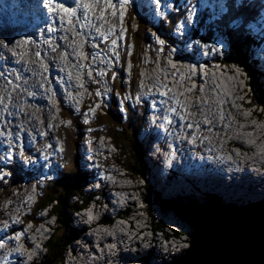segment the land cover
Wrapping results in <instances>:
<instances>
[{"label": "bare ground", "instance_id": "6f19581e", "mask_svg": "<svg viewBox=\"0 0 264 264\" xmlns=\"http://www.w3.org/2000/svg\"><path fill=\"white\" fill-rule=\"evenodd\" d=\"M24 1L25 0H0V15H1L0 18H3L5 15L6 16L11 15V17L16 18L17 13L14 11L15 9L29 12V10L26 7L27 5L24 4ZM28 1H30L33 4V10L32 12H29V14L34 19L36 18L35 30L32 31L31 39L27 44L23 45L22 48L18 47L16 45L17 43H15L14 40L13 43L8 48H0V69L3 72V75H0V97L4 98L3 103H0V109L3 110L0 114V118L6 116V111L8 110L9 112H11V117L9 119H4L3 121H9V120L16 121L19 122V126L32 129L34 132H36L34 135L39 136L37 140L39 144H42L44 139L50 140L51 142L50 145H52V147H44L43 149L44 154H46L51 149H54L56 147V141L52 139L53 134L51 133L48 127V125L54 122V119L52 118L51 115L53 113L54 108L51 105H49L48 102H50L49 100L51 98L54 97L58 98L60 97L61 94L64 95L65 93L63 91L64 89L63 87L60 88V86L51 85L50 80L46 78L45 74L47 73V71H44L45 70L44 63L34 61L35 50L38 49L39 46H41V43L38 44L36 43V41L40 42V39L43 40L42 50L44 53L41 54L42 58L46 59L48 62H51L52 65L54 66L57 65L61 66V68H58V70H60L58 72L60 73V75L62 74L64 80L63 84H66L65 88L70 89L72 91L71 93H73V96L75 97V96H80V94L88 96L87 93H89L90 90L85 91V89L83 88L78 89L76 87V85L79 84L77 83L79 82L77 80V76L80 77L81 75H84V73L88 70V68L82 70L81 68L74 67L76 61L74 59L75 53L72 52V48L76 47V45L79 44L80 38H83L84 46L86 47L87 50L91 51V49L88 47V44L96 40H102V37L96 34L94 28L91 27L82 28L81 25L80 26L75 25V35H72L69 30L70 27L67 23L61 26L60 21L58 22V19L54 21L53 19H51L52 17L50 18L49 16H44L43 14L40 13L41 11L40 6L44 5L43 0H28ZM85 2H87V0H85ZM140 3H141V10L149 19V21H152V19L156 20V17L154 16V12H153L155 6L151 4L149 0L147 2L145 0H141ZM79 15L82 20L84 15L83 10L79 13ZM113 20L116 19H113L109 12V14H107V21H108L107 26H113V22H112ZM92 22L93 25L101 28V32L104 31L103 22L97 21L94 17ZM117 23H118L117 29H119L118 20ZM49 27L59 28L60 31L48 32L47 29ZM3 28H7V26L5 25ZM0 29H2V27H0ZM89 29L91 30L90 34H88ZM58 32H62L64 36H67L68 39L65 40L66 43H64L62 39H59L60 36ZM76 32L81 33L79 39L76 37ZM169 34H170V30H169ZM198 37L202 38L203 34L199 30H196L191 35L190 39L194 41L197 40ZM17 38L18 36H15L14 39ZM149 39H151V36L148 37V40ZM32 40H34L35 43L32 44ZM46 40L49 41L48 43H52V45L56 48V51H53L52 48L49 47V44L44 42ZM154 47L158 48V46L156 45H154ZM29 49H31V52L29 51ZM63 52L65 53L63 54ZM101 56L102 58H106V55L103 53H101ZM183 56L185 58L194 61L196 65L204 64L205 62H207L204 59H202L201 55L200 56L194 55L193 49H190ZM178 57L180 58L182 56L178 55ZM257 59L260 61V58ZM183 61L184 59L182 60V62ZM7 64H10L12 68L9 69L6 73L4 70V66ZM93 66H95V62H93V64L90 65V69ZM167 69L170 70L169 71L170 74L177 73L176 69L171 65H168ZM224 70L225 68L219 65L218 67H214L211 68L210 70H206L205 76H203L206 77V83L204 84V88H208L211 83H214L218 86V89L215 90L216 94H214L212 97H209L205 101L202 98L200 99L203 100L201 106H208V108L210 109L209 111L207 112L203 111L201 113V111L198 110V107L200 105L196 103L195 100L189 102L191 103V107L190 109H187L185 111H183L182 103H180L177 106V109L181 110L180 113L186 116V118H188L189 120H194L196 123L201 124V122L204 120L205 117L208 118L210 121V126L203 127L200 132L191 131L193 132V136L196 137L198 141L203 144L199 148L198 146L194 145L193 148L191 149V150H197L198 153V160L192 163L193 165L197 164L200 170L199 172L198 171L193 172V174H195V180L192 181L189 177H187L184 174H179V176H176L175 173H172L170 175V178H168L169 181L162 182V179H158L156 180L155 185L153 186L154 189L158 191L164 198H171L172 197L171 195H173L171 199L180 198L181 195H183L181 196L183 198H188V196L189 197L192 195L196 196V194L198 193L199 197L197 198L199 199L202 198V201H205L206 200L204 199L206 197L205 195L215 193L214 195L216 197H218V195L222 197L223 202L226 205L211 204L207 202L210 204L211 207L214 208H227V209L237 210L235 209L237 206H240L239 209L250 206H264V205L245 206L246 204L249 203L251 204L258 200L261 202L264 200L262 198L257 199L255 197L249 196L248 198L242 199L241 201H239V199H235V195H237L238 198H240L241 195H246L247 193L249 194L253 192L257 193L258 191L264 189L262 187L264 186V171H263L264 116H262V114H260V112H258L257 110H255L254 112L252 111V113L251 112L246 113L244 111L245 107L243 106L237 107L234 105V101H236L235 98H237V95H241V97L242 96L245 97L246 82L245 81L242 82L243 78L239 77L238 73L235 72V69H233L232 67L228 69V73L223 74ZM37 71L39 73L36 75L35 72ZM26 72L28 75H25ZM184 73H186L187 75L190 74V70L185 66H183V68L180 70L179 72L180 77H177V81L172 79L173 84H176L178 81H181L182 80L181 78L183 77L182 75ZM69 74H71V79H69ZM224 75L226 76L224 77ZM5 76H7V78L9 77L12 80V82L9 83V81L5 78ZM168 76L169 75H167V77ZM21 77H28V80L20 81L19 78ZM38 77L42 78L43 83L39 81L40 79H38ZM196 77L197 78L200 77V74H197ZM85 79L87 81L86 76ZM220 79L223 80V84H224L223 86H226L225 88H223L222 85L219 84ZM160 80L161 78L158 77L156 78L153 75H151L150 77H144L140 87L141 88L151 87L155 81H160ZM262 82L264 84V79H262ZM183 83L187 86L186 79L183 81ZM200 83L203 82L200 81ZM9 85L11 86L13 85V87ZM7 89L9 90L7 91ZM199 89H200L199 87L196 88V90ZM17 90L21 92H18ZM25 90L37 91L36 93L39 94V97L36 98L33 96L30 99L25 95L26 92ZM219 90L221 91L219 92ZM211 92L212 91H208L207 96H210ZM187 93L189 94V92ZM221 95H223V97L227 100L226 104L225 102L222 103L220 101V99H222ZM204 97H206V95ZM111 98L113 99L112 96ZM237 100L239 102H242V98ZM5 104L7 105L6 110L3 109ZM260 111H261V106H260ZM37 117L41 118V122H43V125L40 123ZM49 117L51 122L49 121ZM252 119H254V121L250 122ZM176 121L177 122H173V124L170 125V127L177 128L178 126L177 123H179V121L178 120ZM252 125L255 126L257 129L254 133L255 135L253 137L249 135L238 136V139L241 141V144H244V147L242 146L238 147L239 149H242L240 153H238V151L232 150L227 142L228 135L233 133V135L235 136L237 131H241L245 127L252 128L251 127ZM44 127L45 128L47 127V132L46 135L41 136L38 133H40V128L42 129ZM12 129L13 130L18 129V124L15 123ZM3 130H5V126L4 123H1L0 137H3V139L5 138V140H9V138L13 140L14 138L13 135H10L9 138L4 137V135L2 134ZM177 130H179V132L182 134L185 133L184 132L185 129L183 127H179L176 129V131ZM84 132L86 133L81 137L79 143L83 145L85 144L87 147L86 149L84 148V151L88 153L87 157L90 160L86 164L89 165L88 167H91L90 177L93 178L94 173H98L99 175H102L104 173H109L111 170L109 166H112L111 165L112 162L108 161V159L104 160L103 158H101L100 157L101 154L97 153L99 149L96 148L92 149L89 146V142L92 139L89 134L91 132L89 131H84ZM186 132L190 133V131H186ZM94 136L96 135L94 134ZM25 138H26V133H25ZM29 138L30 137H28V139ZM239 140L236 139L237 142H239ZM11 143L12 141L9 142V144ZM5 144L7 143L2 144L0 142V153H2L7 148H13V147L14 148L12 153H14V151L16 153L18 152L16 146L12 147L11 145H8V147H6ZM181 146H183V144H181ZM77 147L78 146H76V148ZM32 148L33 147H29V149ZM27 152L29 151L27 150ZM38 152L39 151L37 150L35 153ZM181 152L182 151H179V153ZM209 152H212V155L214 157V162L210 158H207V156L205 155ZM228 152L234 153L233 155L234 157H232L231 161H225L224 159L225 154ZM201 157L204 158L203 162H201L200 160ZM79 161L81 164H83V160L81 158H79ZM151 162L152 161H148L147 159H145L146 166H149ZM18 163L20 164L21 162ZM235 164L238 165L239 168L235 173H233L231 177L237 180V182H235L234 184L238 183V185H240V186H236V188H240V190L236 192H234L233 189L230 188V185L228 184L229 182H227V180L226 179L224 180L223 178L224 175L223 170L224 169L232 170ZM193 165H191V167H193ZM9 166L10 168L12 167V169L14 168V166L11 165ZM54 167L55 165H53V167H51L50 169H54ZM251 167L253 168L252 171L249 170V168ZM42 168H43V161L40 162V166L33 167L32 169L35 172H38ZM151 168L154 169V167ZM12 169H10V171ZM48 172H50V170ZM214 172H217L218 175H216ZM91 173H93L92 176ZM47 174L48 173H42L40 177L44 178ZM55 179L56 177L54 179L51 178L40 179L39 181H33V180L20 181L19 184L20 187L16 188L15 191L17 192L18 190L23 189L22 187H24V189L12 197L13 200L8 205H6V207L2 210V213L0 215V227H1L0 230L2 231L0 233V237H3L5 235V232L3 230L5 223L8 226L12 223L11 228H8L7 235L9 237H13L12 234L13 232H15L13 227L14 226L13 221H17L18 216H20L22 206L28 203L29 196L33 195L34 188H40L41 190L43 187L41 185V182H44L43 184L45 183L47 184L49 183V181H53ZM166 183H174V184H172L170 188H167ZM28 184H30L31 187H28ZM256 184H259L260 186ZM32 186H34V188ZM206 189L207 191H204ZM91 192L95 195L96 192L98 193L99 191L95 190ZM100 192H99L100 195L102 194V197L105 199L103 200V202H105L106 204L109 203L108 206H111V208L108 210L109 215H111V218L108 216L107 211L100 212L101 214L98 215L96 214V211L93 212L88 211V207L90 206L93 207L92 205L94 204V202L96 203L97 201V198H95L94 195L93 196L88 195L90 199L87 202H85L84 199L82 200L80 195L73 196V200L75 202L81 200L80 204L84 207V209L79 208L81 209L80 215H77L79 209L75 213L76 215L75 217L71 215L72 220L77 222V228L79 229L76 240L72 242L73 245L77 243L76 245L77 247L75 248L76 258L67 261L68 258L67 257L65 264H89L87 258H90L89 254L91 255L92 253L93 254L96 253L99 255L100 264H143V263L168 264L172 261L171 258L174 259L176 256H179L178 253L179 252L181 253L180 250L184 249L183 248V244L185 241L184 236H186V234L183 233L175 225H167L166 227H164L165 228L164 232L162 230L155 231V230L145 229L146 234L143 233L142 237H137L139 234L135 233L136 227L134 225V222H132L133 218L131 216L135 214V217L139 218V216H141L140 210L142 209V213H143L145 208H143V206H136V202H137L136 196L135 193H133L131 187H127V188L112 187L110 189L109 188L106 189V187H101ZM125 197L128 200L129 208L134 206L133 208H131L132 209L131 215L122 214V212L115 211L117 207H119L118 206L119 204H117V202H119L120 200H121L120 203L127 201ZM99 203L102 202L99 201ZM230 204H233V206H231ZM164 209L165 208H163V210ZM41 211L46 212L47 215L46 216L44 215V217L46 218L49 217L48 213L50 212V209H48V207L41 208ZM154 211L157 216H160L162 214L159 205H156L154 207ZM147 212L149 213L150 216L152 215L151 214L152 212L150 210L149 211L147 210ZM171 212L172 213L174 212L176 214L175 210H171ZM89 214L92 216L93 219L91 220L88 219ZM105 216H108L110 218L109 221L105 220ZM142 217L144 220L145 218L144 213ZM46 218L42 217V220ZM29 221L30 219H27V221L25 219L24 224H21L20 222L19 223L23 227H28L30 225L34 226L33 224L28 223ZM130 221L134 230L128 227V223ZM43 226H44L43 224L39 225L41 235L43 233H47L48 236H52L53 232L50 233L45 227L43 229ZM150 227H152V224H150ZM24 233L25 235L22 236L19 240L13 239L10 242L6 241L3 247H0V264H21L22 261L23 264H36V263L38 264V259H35L34 253L44 252L40 250H42L43 248L42 246L44 245H46L47 248V242L41 240L42 236L40 235L39 230L35 236H33L30 232L27 233L26 231H24ZM165 234H167V236L169 237L168 239L164 238ZM139 238L145 240L146 242L145 247H142L141 239ZM37 241L40 242V245L37 243ZM71 241L72 240L69 241L67 246L71 244ZM111 243L114 244V247L108 248L106 244H111ZM20 244H23L21 248H19ZM153 245L155 248L154 247L152 248ZM99 246H100V253H97L95 251V248L96 250H98ZM70 247L68 248V250L70 249ZM157 247L163 248L162 254L159 251V249H157ZM30 250H34L33 253L34 260L33 262H30L29 260L28 262H25L24 259L26 260L28 259L27 254L29 253ZM47 251L48 250L46 249L45 252ZM143 252L147 254L143 255ZM68 256L72 258L73 254L70 253ZM158 257H162V260L158 261L157 260ZM179 258H177L176 261ZM117 260H119V262Z\"/></svg>", "mask_w": 264, "mask_h": 264}, {"label": "snow or ice", "instance_id": "6c2138e0", "mask_svg": "<svg viewBox=\"0 0 264 264\" xmlns=\"http://www.w3.org/2000/svg\"><path fill=\"white\" fill-rule=\"evenodd\" d=\"M75 7L65 6V4L60 3L59 0H43L44 8L47 9L48 13L51 14L52 19L55 21L58 19L61 26L67 23L70 28L75 30V25H81V27H91L94 28L96 34L102 37L103 41H108L110 37H113L110 40V43L102 49H98V44L89 43L88 47L91 51L84 50V41H81L76 47L72 48V52L75 53L74 59L76 64L74 67L83 69L89 68L93 62L95 66L84 73L87 77V83L95 84L107 75L110 77V81H105V87L103 91L99 89H94V95L96 97H101L106 95L111 89L107 87L109 82L114 83L115 85H122L125 89L128 87V81L122 79L116 71H113V67H118L120 64V58L122 55L130 56L132 55V45H126L125 51L122 53L118 51L119 48L118 40H124L126 29L124 28L125 22V8L130 5L131 0H73ZM155 7L153 9L154 16L161 18L162 20L170 19L168 13L170 12H181V17L178 22H175L170 25V35L175 37L172 40L173 45H176L178 41H183V48L173 46L167 49L168 55L172 56H183L190 49H193V54L205 57L211 55H220L225 48H230L232 44L237 41H243L247 46L251 44H256L260 48V51L264 53V39H259L257 41L252 40L250 36L247 35L248 30L256 28V25H259L260 36L264 37V14H260L252 5L247 3V0H197L196 3L193 0H181L179 5H176L173 0H154ZM260 8L264 9V0L260 2ZM77 9L83 10V19H76ZM110 12V15L113 19L118 18L119 29L115 25L107 26V14ZM93 17L100 22H103L104 31L101 32L100 27L93 25ZM257 17H259L257 19ZM195 18V19H194ZM255 21V24L252 23ZM132 31H136L135 18H133V23L131 25ZM207 28L209 31L214 33L213 43H208L204 41L202 43L203 37L192 41L191 34L193 31ZM48 32H57L60 31L59 28L49 27ZM66 31V29H65ZM81 36L80 32H76V37ZM187 37V39H186ZM59 39L67 40V36L59 37ZM151 40L153 45H159V48L153 47L152 50L156 52L165 51V45L168 43V38L162 39L160 35L156 32L151 34ZM25 43L29 42L28 39L16 40L15 43ZM48 43L47 41H44ZM13 43V40L7 36L0 35V48H8ZM195 46V47H194ZM49 47L53 51H56V48L49 44ZM101 53L105 54L108 58H102ZM37 56L40 55L39 52L36 53ZM90 58V59H89ZM87 61V62H86ZM169 63H172L169 60ZM104 66V67H100ZM175 65H173L174 67ZM132 65L129 63L127 68L130 69ZM199 65L191 68L193 74H195ZM95 73V76L93 75ZM80 77L77 76V79ZM183 78V77H182ZM69 79H71V74H69ZM76 87L83 88L85 91L84 83L77 84ZM166 87V86H165ZM167 91L160 92L161 96H167ZM120 95V93H115ZM146 100V96L142 94H137L135 98L131 95H123L121 103L124 101H132V110L135 111V106L140 104L141 101ZM4 98L0 97V103H3ZM179 103V101H177ZM163 105V101H161ZM154 106V103H153ZM7 108V105H4ZM101 107L100 104H95V106L89 105L86 112H81L79 108H76L75 105H72V110L80 115L84 116V123L87 124L89 119V113L95 114L97 110ZM120 111L123 113L126 111L125 107H121ZM174 111V110H173ZM166 123H172L167 116L162 117ZM67 126V124L65 125ZM189 128L192 127L191 124L187 125ZM51 127V125H48ZM92 131V129H88ZM43 136L45 133H38ZM19 138V133H17ZM52 147V145H48ZM62 151V149H61ZM22 155V154H21ZM47 159V157H45ZM14 160V154L12 153L11 148L4 150V154L0 155V182L4 181L8 175H11L10 172H5L4 168L9 164H12ZM31 163V161H29ZM47 165H43L46 167ZM86 166V165H85ZM49 178L50 177H46ZM98 179H103L97 173ZM68 179H73L68 177ZM91 218V217H90ZM17 221H13V224ZM5 235L0 237V247H3L6 241L10 242L11 240H19L22 236L25 235L24 231L16 233L15 237H9L7 235L8 225H4ZM38 247V246H37ZM23 264V261L21 262Z\"/></svg>", "mask_w": 264, "mask_h": 264}, {"label": "rangeland", "instance_id": "374dc122", "mask_svg": "<svg viewBox=\"0 0 264 264\" xmlns=\"http://www.w3.org/2000/svg\"><path fill=\"white\" fill-rule=\"evenodd\" d=\"M28 0H25L24 1V4H26V5H29V2L30 1H28ZM137 7H134V6H132L131 7V10L133 9V11H134V13H133V17L134 18H136L137 17V15L139 14V11H140V9H139V4L138 5H136ZM109 14V13H108ZM142 15V14H141ZM140 15V16H141ZM50 18H51V14L50 15H48ZM144 17L145 18H147L146 17V15L144 14ZM52 19V18H51ZM148 19V18H147ZM117 18H116V20H113L112 22H113V25H115L116 27H117V25H118V23H117ZM149 20V19H148ZM147 21V20H146ZM162 22H164L163 20H161ZM58 22H59V20H58ZM150 22H152V21H150ZM128 24H129V27L131 28V22H128ZM153 24H150V23H145V25L143 24V27H144V32H143V43H144V45H145V47L143 46V44H142V46H143V50L141 49L140 51H139V54L141 55V57H140V59H141V61L143 60V62L144 63H148L147 64V66H150L151 64H149V63H151L152 62V58H155V60L156 61H158V58H161V55L160 54H163L164 52H166L167 54V56H168V52H167V50H165V51H163V52H156V51H153L152 50V48L154 47V45L152 44V40L151 39H147L148 37H150L151 36V34L153 33V32H156L157 33V31H156V29H154L153 28V26H152ZM167 30V29H166ZM8 31V29L7 28H2V29H0V34H3V35H5V36H7V37H9V33L11 34V36H10V39L12 38V33L11 32H9ZM90 32H91V30L89 29L88 30V34H90ZM8 34V35H7ZM58 34H59V36L60 37H65L64 36V34L62 33V32H58ZM72 35L74 34L73 32L71 33ZM192 34H193V32H192ZM191 34V35H192ZM87 37V36H86ZM79 39V38H78ZM63 41H64V43H66V41L64 40V39H62ZM47 41V40H46ZM81 41H83V38H80L79 39V43L81 42ZM206 41H209V38H207L206 39ZM47 42H49V41H47ZM36 43H38L37 41H36ZM90 43H92L93 44V42H90ZM157 46V45H156ZM19 47V46H18ZM101 49L103 48V47H100ZM122 48V49H121ZM126 48V47H125ZM125 48H123L122 46L120 47V49L118 50V51H122V53L125 51ZM157 48V47H156ZM64 49V48H63ZM29 51L31 52V49H29ZM229 52V48H227V51H226V53H228ZM252 52L254 53V54H261L260 52H257L256 50H255V48L253 47L252 48ZM65 52H63V54H64ZM157 53V54H156ZM69 54V53H68ZM133 55H134V53H133ZM262 55V54H261ZM251 57V61H252V63L254 62V63H256V61L257 60H255L254 59V57L252 56V55H250ZM151 59H150V58ZM122 58L124 59V61H127V59H128V61L127 62H125L126 64L128 63H132L133 62V58H132V56H125V55H122ZM258 58H259V56H258ZM35 61V60H34ZM76 61V60H75ZM124 61H122V59H121V61H120V64H119V66L118 67H115L114 68V70L113 71H117V72H120L121 71V68H122V63H124ZM148 61V62H147ZM259 61V60H258ZM127 64V65H128ZM155 64V63H154ZM173 64L174 65H176V67L178 68L179 66H177V64H176V62L175 61H172V63H170V65H172L173 66ZM127 65L125 66V68L127 69ZM132 66H135V64H131ZM182 66H184L183 64H181ZM230 65V64H229ZM58 66V65H57ZM232 67V66H231ZM234 67L235 66H233L232 68L234 69ZM46 68V67H45ZM132 68V67H131ZM135 69H136V66L134 67ZM236 69H239L240 70V68L237 66L236 67ZM159 69L157 68L156 69V71H158ZM162 69H160V71H161ZM58 71V70H57ZM87 71H89V70H87ZM86 71V72H87ZM167 71H168V73H169V71L170 70H162V72H158V73H167ZM254 71H255V69H254ZM144 68L143 67H141V68H139V70H137V75H138V80H137V83H136V85L134 86L133 85V87H135V90H134V93H137L138 92V90H139V88H140V85H141V83H142V81H143V77H142V75L144 74ZM39 72L37 71V72H35V74L37 75ZM46 74H48V73H46ZM25 75H28L27 74V72L25 73ZM62 75V74H61ZM171 75L173 76V78H170L171 77ZM230 75V74H229ZM144 76V75H143ZM201 76H202V78H204L203 76H205V74L203 73V72H201ZM226 75H224V77H225ZM241 76H242V73H241ZM106 77V76H105ZM103 78V80H98L99 81V83L101 82L102 84H103V86L105 87V81H110V78L107 80V78L108 77H106V78ZM149 77V76H148ZM177 77H180V75L178 74H175V73H172V74H169V76L167 77V78H169V79H174V80H176L177 81ZM6 78H7V76H6ZM9 78V77H8ZM7 78V80H9ZM128 78V80L132 83V78H130V77H127ZM20 79V81H24V79H21V78H19ZM38 79H40L39 81L41 82V83H43V81H42V78L41 77H38ZM49 80H50V82H51V85H53L52 83H53V81H55V80H57V77H52V79L51 78H48ZM82 79H84V81H85V88H87V87H89L90 85H94V84H89L88 83V85H87V81H86V79H85V75H81L80 76V78L79 79H77L78 81H80V80H82ZM161 79H165V78H161ZM245 79L246 80H248L249 81V86H250V77H249V75H245ZM245 80L243 79L242 80V82H244ZM4 82V81H3ZM10 82V81H9ZM63 82V81H62ZM104 82V83H103ZM246 82V81H245ZM45 83V82H44ZM77 83H79L80 84V82H77ZM53 86H55V85H53ZM131 86L132 85H130V88H131ZM263 86H264V84H263ZM11 87H13V85L11 86ZM107 87L109 88V89H111V91L113 92V94H112V97H114L115 98V100H117V98H120L121 100H122V97L120 96V95H116L115 93H119V91L121 92V90H120V88H119V86L118 85H115L114 83H112V82H109L108 84H107ZM61 88V87H60ZM179 88H180V86H179ZM18 91V90H17ZM31 90H26V92L25 93H27V94H29L31 97H33V96H35L36 98H38L39 97V94L38 93H35V92H33V91H31ZM251 91H252V87L248 90V88H247V92L249 93V94H251ZM18 92H21V91H18ZM91 93H93L92 91H90ZM126 92V91H125ZM173 92H176V93H178V91H173ZM246 92V91H245ZM35 94V95H34ZM4 95V94H3ZM37 95V96H36ZM89 96H91V95H89ZM249 96H251V95H249ZM23 97H24V95H23ZM117 97V98H116ZM108 98L109 99H112L111 97H110V95H108ZM221 98H223V99H220V101L221 102H226L227 100L224 98V97H221ZM250 97H247L246 98V96H245V99H244V102L246 101L247 102V100L249 99ZM53 98H51L49 101L50 102H48L49 104H52V102H53V100H52ZM225 99V100H224ZM236 99H241V95H237V98ZM243 99V98H242ZM90 100V99H89ZM95 101L97 102V103H100V102H98V98L97 97H95ZM251 102H250V105H249V102H248V104H244V102L242 103V102H239L238 100L237 101H234V105L235 106H237V107H245V109H244V111L246 112V113H248V112H251L252 113V111L254 112L255 110H257L258 112H260V105H259V103H257V105L256 106H251L252 104H255V102H254V100H250ZM91 103H93V100L92 101H89V104H91ZM108 103H109V101H108ZM37 104V103H36ZM118 104V103H117ZM36 107V106H35ZM3 109L4 110H6V108L5 107H3ZM198 110H200L201 111V113L203 112V111H207L208 110V106H199L198 107ZM210 110V109H209ZM3 110H0V112H2ZM8 111V110H7ZM6 111V116H4V117H1V119L2 120H4V119H9L10 117H11V112H7ZM113 111H115V112H118L117 111V109H113ZM5 112V111H4ZM119 113V115L121 116V118H123V114H122V112L120 111V112H118ZM102 115L101 116H99L98 117V120H97V123H99V124H101V122H100V120H101V118L103 117V116H105V114H104V112H102L101 113ZM117 114V113H116ZM130 114H132V116H131V118H137V119H139L140 118V116H139V114L138 113H136V110L133 112V110H132V108H131V110L127 113V116L128 115H130ZM262 114V116H264V114L263 113H261ZM253 115H254V113H253ZM254 117V116H253ZM105 118V117H104ZM255 118V117H254ZM204 119H206L207 121H209V119L208 118H205L204 117ZM257 119V118H256ZM258 120V119H257ZM39 121H41V118H40V120ZM254 121V119H252L250 122H253ZM5 122V126L8 128V131H10L11 130V127L10 126H8V124L9 123H11L12 125H15V123L16 124H18V127H19V122H16V121H12V120H9V121H4ZM249 122V123H250ZM261 122V121H260ZM114 123V122H113ZM113 123H112V126H114V128L112 127V131L110 130L109 132H108V130H106V128L108 127L107 125L105 126L104 125V128H103V126H102V124L99 126V127H97V129H95L94 131H96V130H102V131H104V132H106L107 134H112V135H110L112 138L114 137L115 138V141H116V145L118 146V154H116V158H117V160H118V163H119V165L120 164H122L123 166H125L126 164H127V161L131 158L134 162H136V157H138V155L136 154V152L135 151H133V150H131V148H130V145H131V143H132V141H131V138H130V136L129 135H134V137H135V143H136V140H137V142L139 143V145H145L146 143V140L145 139H143V136L145 135V134H143V130L141 129V128H137V129H135V131L133 130V131H130V129L128 130V136L127 137H129V139H125L126 138V136H125V132L124 133H121L120 135H118L117 136V134H116V124L114 123V125H113ZM67 124V126H65ZM60 125H62V128H60ZM58 128L60 129V133H59V135L60 136H58V135H55V139H54V137H52V139H54V140H57L56 141V147L54 148V149H51L48 153H46V154H44V147H48V145H50L51 144V142L49 143V141L48 140H46L45 139V143L44 144H42V145H37V147L36 148H39V149H35V150H38L39 152L38 153H35V154H33V153H31L30 151L29 152H27V150L26 149H24V152L22 151V149H23V147H21V146H19L21 143L20 142H18L17 141V143H15V142H13V141H16L17 139L18 140H20V138H18L17 137V133H19V137L21 136L22 137V142L23 143H26L27 142V144H28V148L29 147H33L34 146V141L31 139L30 141H31V143L29 142V141H27V139H28V137H30L25 131H23V129L22 130H19V129H16V130H13L12 129V131H10V132H5V130H6V127H5V130H4V132H2V134L4 135V137H8L9 138V136L10 135H13L14 136V138H13V140H11L10 138H9V140H5V138L3 139V141L5 142V143H7L6 144V147H8V145H11L12 147L13 146H16L17 148L16 149H18V152L16 153L15 151H14V160H13V163L12 164H9V165H11V166H14V174L13 173H11V171H8L7 170V168H8V166H6L5 168H4V171L5 172H10L11 173V175H10V181H7V179L9 178H5V180L4 181H2L1 183L2 184H4V185H6V187L7 188H5V189H2L1 188V183H0V203H1V207L0 208H5L6 207V205H8L13 199H12V197L15 195V194H17L18 192H20V191H22L23 189H24V187H22L23 189H20V190H18L17 192L16 191H13L12 189L14 188V186L13 187H11L12 185H14L16 182H15V178H17V173H19V174H21V175H24V173H20V171L18 170L17 171V166H19V165H22L23 167H25L26 169L28 168V170L30 169V171H33L34 173H36L37 174V176H35L34 178H32V179H29V180H33V181H39L40 179H45L46 177H50L51 178V175L50 174H47L44 178H42V177H40L41 175H42V173H47V170L45 171V167H43L42 169H40V171H38V172H35L32 168L33 167H38V166H40V162L41 161H43V165H46L45 164V162H47V160H48V157L51 155L52 157H53V155H56L58 152L56 151V149L57 150H61V149H63V148H66V152L65 153H62L61 154V156H59V158H58V164H59V167H60V169H61V172H60V174L62 173V172H66V171H68L69 173H71V171H72V169L71 170H69V168L70 167H72L71 166V163H69L70 162V159L72 158V157H70V156H72L71 155V153H74V155L76 156V163H77V166H78V168L81 170V169H87V170H89L90 171V168L91 167H88L89 165H86L87 164V162H89L90 160L88 159V153L87 152H85L84 151V148L86 149L87 147H86V145L84 144H81V143H79L78 145L76 144H74L72 141H71V139H72V137H73V135H74V132H73V124H71L70 123V121H69V119L68 120H66V121H63L61 124L59 123L58 125ZM54 126H51V127H49V130H53V131H56V129L55 128H53ZM252 128H247V127H245L242 131H245V132H250V133H255V131L257 130L256 129V127L255 126H251ZM29 129L27 128V130L26 131H28ZM43 131V132H42ZM138 131V132H137ZM70 133V135L68 136L67 135V133ZM89 132H91V131H89ZM135 132V133H134ZM25 133H26V138H25ZM40 133H45L46 134V132H45V128H40ZM133 133V134H132ZM137 133V134H136ZM23 134H24V136H23ZM90 134V137L91 138H93L94 137V133H89ZM114 134V135H113ZM27 135H28V137H27ZM34 137H35V139H37L38 140V137L39 136H37V135H33ZM124 137V138H123ZM31 138V137H30ZM85 138H87V137H85ZM113 138V139H114ZM132 140H134V139H132ZM12 141V143L11 144H9V142H11ZM33 141V142H32ZM13 144V145H12ZM32 144V145H31ZM64 144H65V147H64ZM99 144H101V143H99ZM10 146V147H11ZM75 146H78L76 149H75V151L73 152V149L75 148ZM19 147V148H18ZM14 148V147H13ZM56 151V152H55ZM55 152V153H54ZM53 153V154H52ZM61 153V152H60ZM22 154V155H21ZM28 154H32L33 156H28ZM0 155H3V153H0ZM28 156V157H27ZM26 157V158H25ZM45 157H47V159H45ZM52 157L50 158V159H52ZM100 157L101 158H103L101 155H100ZM144 157H145V155H142L141 156V160H142V163L144 164V166H145V161H144ZM35 158H36V160H35ZM79 158H81L82 160H83V164H81L80 163V161H79ZM104 160H105V158H103ZM147 159V158H146ZM29 160L31 161V163L29 164ZM46 160V161H45ZM55 160V159H54ZM148 161H152V160H150V159H147ZM35 161V162H34ZM108 161H110V160H108ZM164 161L166 162V159H164ZM18 162H21L20 164L18 163ZM111 162V161H110ZM50 164H51V160L49 161V163L47 164V166H46V168H48V166H50ZM61 164H63V165H66V168H62V166H61ZM86 165V166H85ZM91 165V164H90ZM111 165H113V162H112V164ZM55 167H56V165H55ZM55 167H54V169H55ZM59 167H57V169L59 168ZM112 166H109V168H111ZM253 168H251L250 170H252ZM50 170V172H52L51 171V169H50V167L48 168V171ZM92 174L93 173H91V176H92ZM94 174H96L97 175V173H94ZM87 175V174H86ZM131 175L137 180V182H133V184L134 185H136V188H138V190H139V192H140V196L137 198L136 197V200H137V202H136V206H143V207H145V210H144V215H145V218H144V220H143V213H142V209L140 210V215L141 216H139V218H137V217H135V214H133L131 217L133 218V221L132 222H134V224H136V229H135V233L136 234H139L137 237H142L143 236V233H142V230H143V225L141 224V223H143L144 221H146V219H150V216H149V213L147 212V210H150V211H152V213L151 214H153V217H152V215H151V217H152V221L154 222H156L157 224H159V223H161V222H159V221H157L156 220V218H158L160 221H161V219L159 218L160 216H162V215H160V216H157L156 214H155V212H154V203H156V202H154V201H152L151 202V200L153 199V196L154 197H156L157 195V193H153V190H151V188L150 189H147V188H145L144 189V184H147V186H152L153 188H154V186H153V183L152 182H150L149 181V178H148V176H147V174L145 175V176H140L139 174L138 175H133V173H131ZM9 176V175H8ZM56 176H57V174H56ZM55 176V177H56ZM56 180V179H55ZM168 180V177H163L162 178V182H166ZM54 181V180H53ZM156 182V181H155ZM236 182H237V180H236ZM44 182H41V185L42 186H44L45 184H43ZM172 184H174V183H166V187L167 188H170V186H172ZM229 184V183H228ZM230 185V184H229ZM256 185H259V184H256ZM84 186V185H83ZM236 186H240V185H238V183L237 184H234V185H230V188H232L233 189V191L234 192H236V191H238V190H240V188H236ZM260 186V185H259ZM28 187H31L30 186V184H28ZM33 188H34V186H32ZM263 188H264V186H262ZM45 188V187H44ZM88 189H90L89 187H88ZM155 190V189H154ZM37 191H40V188H34V191H33V193L34 192H37ZM132 191H133V189H132ZM31 192V191H30ZM86 192V191H85ZM152 192V195L150 194ZM158 192V191H157ZM10 193H12V195H11V197H10V195L8 196V194H10ZM133 193H135L134 191H133ZM215 193H211V194H208V195H206V197L205 198H207L205 201H202V198L201 199H199V198H197V197H195L194 195H192V196H188V200L186 199V198H183V197H181V196H183V195H181L180 196V198H173V199H169V200H178V199H180L182 202H184V201H189V202H191V201H194V202H196L197 204L198 203H202V204H204V203H207V202H209V203H214L215 202V200L213 199V200H211V198H213V196L215 197V199L217 200V204H223V205H226L224 202H223V199H222V197L220 196V195H218V197L220 198V200L219 199H217V197L214 195ZM141 195H143V196H141ZM203 195H205V194H203ZM217 195V194H216ZM262 196V195H264V189L263 190H260V191H258L257 193H255V192H253V193H247L246 195H241V197L240 198H238V196L237 195H235V199H239V201H241L242 199H246V198H248L249 196H252V197H255V198H257L258 199V196ZM33 196V195H32ZM31 195L29 196V201L31 200V197H32ZM160 196H162L161 194H160ZM94 197L95 198H97V200L98 199H100L99 201H101L102 202V204H106L105 202H103V200H105L103 197H102V194L100 195V193L98 192H96V194L94 195ZM146 198V200H147V202H146V200H144ZM204 198V199H205ZM260 198V197H259ZM135 199V198H134ZM210 200V201H209ZM222 200V201H221ZM28 201V202H29ZM121 201V200H120ZM119 201V202H120ZM26 202H27V200H26ZM169 202V201H168ZM258 202H260L259 200L258 201H256V202H254V203H258ZM151 203V204H150ZM185 203H187V202H185ZM27 204V203H26ZM107 205H109V203L107 204ZM93 207H96L97 206V201H96V203L94 202V204L92 205ZM146 206H147V208H146ZM230 206V205H229ZM110 208H111V206H109ZM134 207V206H133ZM133 207H131V208H133ZM170 208H166V210H169ZM25 210H28V209H25ZM89 211V210H88ZM89 212H93L92 210L91 211H89ZM1 213H2V210L0 211V215H1ZM36 213H37V218H38V221L40 220V218H41V216L43 217V218H46V217H44V215L46 216L47 214H46V212L44 211V212H42V213H40V211L39 210H36ZM80 213H81V209H79V211L77 212V215H80ZM107 213H108V216L111 218V215H109V212L107 211ZM20 214H21V212H20ZM96 214L98 215V214H101L100 213V211L99 212H96ZM72 216L73 217H75L76 215L75 214H72ZM169 216H174V215H170V213L169 214H166V218H168ZM99 217V216H98ZM130 217V218H131ZM134 217H135V220H134ZM93 219V218H92ZM99 219V218H98ZM71 220H72V217H71ZM46 222H47V224H46ZM50 223V224H49ZM41 224H43L44 226H43V229H44V227L50 232V233H52V232H54V229L57 227V221H54L53 220V218L52 219H50L49 217H47L46 219H44V220H42V223ZM41 224H39V225H41ZM72 225L73 226H75L76 228H77V222H75V221H73L72 220ZM1 228V227H0ZM80 228V227H79ZM134 230V229H133ZM79 231V230H78ZM146 230L144 229V233L146 234V232H145ZM40 235H41V233H40ZM42 238H41V240H43V241H45V242H49V240L51 239V236H48L47 235V233H43L42 235ZM139 239H141V238H139ZM184 239H185V241H184V244L186 245V246H189L188 245V242H186V239H187V236H184ZM73 242H74V240H73ZM183 242V241H182ZM37 243L40 245V242H38L37 241ZM42 245V244H41ZM77 245V243H75L74 245L72 244L71 245V247H70V249L69 250H67V253H66V255H67V261L69 260H72V259H75L76 258V254H75V248L77 247L76 246ZM106 246H108V248H112V247H114V244L113 243H111V244H106ZM157 246V245H156ZM43 248H42V250H40V251H46V245H44V246H42ZM154 247V245L152 246V248ZM99 249L98 250H96V248H95V251L97 252V253H100V246L98 247ZM155 248V247H154ZM157 249H159V251L161 252V254H162V251H163V248H159V247H157ZM180 251H182V250H180ZM139 252H141V251H139ZM46 253V252H45ZM73 254V256H72V258L71 257H69L68 255L69 254ZM147 253H145V252H143V255H146ZM179 255L181 254L180 252L178 253ZM89 257L90 258H92L93 260H96L97 262H99V264H100V257H99V255L98 254H89ZM66 258V257H65ZM136 258V257H135ZM157 260L158 261H161L162 260V257H158L157 258ZM171 262L170 263H172V262H174V261H176L175 259H173V258H171ZM146 262V261H145ZM157 262V261H156ZM43 263V261H41L40 259L38 260V264H42ZM170 263H168V264H170ZM147 264V263H146ZM163 264H165V263H163Z\"/></svg>", "mask_w": 264, "mask_h": 264}, {"label": "clouds", "instance_id": "9594fccd", "mask_svg": "<svg viewBox=\"0 0 264 264\" xmlns=\"http://www.w3.org/2000/svg\"><path fill=\"white\" fill-rule=\"evenodd\" d=\"M31 6H33V4L31 3V2H29V8L31 7ZM72 7H75V4H72L71 5ZM28 7V6H27ZM29 10V9H28ZM133 10V9H132ZM15 11H19V9H15ZM129 11H131V7H130V9H129ZM16 13H18V12H16ZM79 9H77V16H76V19H79ZM128 22H130V21H128ZM128 22L126 21V22H124V28L126 29V33H128L127 35H128V40L130 41V39L132 40V37H133V31H132V28H130L129 27V24H128ZM132 23H133V20H132V22H131V25H132ZM141 23H142V25L144 24L145 25V23H146V20H142L141 18H136L135 19V25L137 26V27H139V28H142V26H141ZM153 28L154 29H156V30H161L162 28L159 26H153ZM70 30V32L72 33H74L73 35H75V30H73L72 28H70L69 29ZM118 30V29H117ZM9 38H10V36H9ZM12 40H14V41H16L15 39H13V38H11ZM22 44L23 43H19V45L22 47ZM93 44H97L96 43V41H94L93 42ZM118 44H119V42H118ZM17 46H19L18 44H16ZM120 45V44H119ZM144 47H145V45H143ZM123 48H125V47H123ZM143 48V47H142ZM100 48L98 47V49L97 50H99ZM122 49V48H121ZM87 49L85 48V51H86ZM135 49H133V51H134ZM143 50V49H142ZM87 51H89V50H87ZM133 51H132V53H133ZM159 53V52H158ZM139 54V53H138ZM132 56V55H131ZM169 56V55H168ZM167 55H165V57H168ZM228 56V55H227ZM140 57H141V55L139 54V56H138V61H136L134 64H135V66H136V68L138 67V69L139 68H141V67H139V66H142V65H144V62H143V60L141 61V59H140ZM132 58H133V56H132ZM134 59V58H133ZM45 61H47L46 59H45ZM152 61H154L155 62V65H156V68H158L159 66H161V63L163 62V64H165L166 63V61L164 60V58L161 56V58H158V61H156L155 60V58H152ZM152 63V62H151ZM150 64V63H149ZM10 65V64H9ZM46 67V66H45ZM122 67H123V65H122ZM12 67L11 66H7V65H5L4 66V70H5V72L7 73V71L9 70V69H11ZM153 65H151V66H147V69H148V71H153ZM122 70L120 71V72H117L116 70V72L119 74V73H123L124 71H123V68H121ZM58 70V67L57 66H54V65H52V67H51V69H50V72L51 73H55V72H58L57 71ZM44 71H47V67L45 68V70ZM60 71V70H59ZM1 73H3V72H1ZM48 73V72H47ZM136 74H137V70H136ZM123 75H124V77L127 75V73H123ZM45 76H46V78H51L52 79V77L51 76H49V74H45ZM59 77H61L62 78V80H63V77H62V75L61 76H59ZM135 77H138V75L136 76V75H134V78ZM8 79H10V78H8ZM21 79H24L25 81H27L28 80V77H21ZM97 80H98V78H96ZM8 81H10V82H12V80L10 79V80H8ZM64 81V80H63ZM81 81V80H80ZM79 81V82H80ZM165 81V80H164ZM9 82V83H10ZM81 83V82H80ZM104 83V82H103ZM53 85H57V86H60V87H63L64 89H63V91L64 90H67V91H69L70 93H68V94H66L65 92V94L63 95V94H61L60 95V97H58V98H53L52 100H53V102H52V104H49V105H51L54 109H53V113L51 114L52 115V118L54 119V122H52L50 125L51 126H54L53 128H55L56 129V131H51V133L53 134V137H54V139H55V135H58V136H60L59 135V133H60V129L58 128V124L60 123H62L63 121H66V120H68L69 119V121H70V123L71 124H73L74 123V118H76L77 119V121L80 123V125H82L83 127H89V126H91L92 124H95V123H97V120H98V117L99 116H101L102 114V112H104V114L106 115V111H109V110H113V109H118V108H116V106L114 105V104H112L113 103V100L112 99H109V98H107L106 97V101L102 104V102L99 100L98 102H100L101 103V107L97 110V112L95 113V114H91V113H89V119H88V122H87V124H85L83 121H84V116H82V115H80L79 113H76V112H74L73 110H72V105H75L76 106V108H79L80 109V111L81 112H86L87 111V109H88V107L87 106H82L80 103H79V105H81V106H78L77 105V101H78V99H77V97L75 96H73V93H71L72 91L70 90V89H66L64 86L65 85H63V84H61V83H59L57 80H55V81H53V83H52ZM97 83H95L94 85H90L89 87H87L86 89L87 90H90V91H92L93 93H94V89H99L100 91H101V89H102V87L104 88V86H103V84L100 82H98V84H100L99 86V88H95V85H96ZM165 84H166V82H165ZM9 86H11V85H9ZM120 88V87H119ZM9 89H7V91H8ZM134 90H135V87H133V89H132V92H131V96L133 97V98H135L136 97V93H134ZM26 91V90H25ZM32 91V90H31ZM113 91V90H112ZM112 91H110L109 93H107V96L108 95H110V97L112 96V94H113V92ZM33 92H37V91H34L33 90ZM93 93H91V92H89V95H91L92 96V94ZM122 93H124V92H122ZM127 93V92H126ZM128 94V93H127ZM25 95L27 96V97H29L30 99H31V96L29 95V94H27V93H25ZM69 95H71V96H69ZM35 97V96H34ZM117 98V97H116ZM110 100V101H109ZM117 100H119V102L121 103V99L120 98H117ZM108 101H109V103H108ZM79 102V101H78ZM35 103V102H34ZM132 101H129V102H126V101H124L123 103H121V105L123 106V107H129V109L126 111V115H127V113L131 110V107H132ZM98 104V103H97ZM1 110V109H0ZM68 111H69V113H71V114H68ZM138 114H139V116H140V118L138 119V124H137V126H136V129L137 128H141L142 130L143 129H146V128H148V127H150V125H147V126H145V124L143 123V121H142V114H140L139 112H137ZM125 115V116H126ZM127 117V119L126 120H121L122 121V123H126L127 121H128V119H129V117H130V115H128V116H126ZM38 118V120H40V118L39 117H37ZM52 119V120H53ZM49 121L51 122V120H50V117H49ZM40 123L43 125V122H41L40 121ZM6 127V126H5ZM45 128V127H44ZM60 128H62V125H60ZM23 129V131H25L31 138H29V139H27V141H29L30 143H31V139L32 140H34L35 139V137L33 136L36 132H34L32 129H30V128H28L29 130L28 131H26L27 130V128L26 127H23V126H19V130H22ZM144 131V130H143ZM45 132H47V127L45 128ZM93 132H97V133H100V135H98V136H94L92 139H91V141L90 142H93V139H95V138H100V141L98 142V143H101V144H99V147L102 149V148H104V149H106V148H108V150L110 149H112V155H114L113 157H107V159L108 160H110L111 162H113V165H112V167H111V170H110V172L109 173H111V174H115L116 172H117V170H120V179L121 178H123V179H121L120 180V182H121V185H123V187L124 188H127V187H131L132 189H133V191L135 192V196L138 198L139 196H140V192H139V190H138V188H136V185H134L133 184V182L135 181V182H137V180L131 175V173L128 171V169H127V167L126 166H123L122 164H120L119 165V163H118V160H117V158H116V154H118V146L116 145V143L114 142V139L109 135V134H107L106 132H104V131H100V130H96V131H93ZM137 134V133H136ZM143 134H144V132H143ZM21 137V136H20ZM19 137V138H20ZM22 138V137H21ZM102 138V139H101ZM105 140V141H102V140ZM47 140V139H46ZM17 141H18V139L16 140V141H13V142H15V143H17ZM35 141H37V139H35ZM49 141V140H48ZM55 141H57V140H55ZM1 142V141H0ZM33 142V141H32ZM34 143V142H33ZM45 143V139L43 140V143L42 144H44ZM49 143H50V141H49ZM42 144H39L38 143V141H37V143L36 144H34V146H33V148L32 149H29L28 148V144H27V142L26 143H23L22 142V139H21V144L19 145V146H21V147H23V149H22V151L24 152V149H26V150H28V151H30L31 153H33V154H35V152L37 151V150H35V149H38V148H36L37 147V145H42ZM182 144H183V147H184V150L185 149H187V148H189L188 146H190L189 144H185V142L184 141H182ZM32 145V144H31ZM36 146V147H35ZM141 146V149H142V155H145V157H144V161H145V159L147 158V159H150V160H153L154 159V157H158V155H156L155 156V153H154V151H152V150H150V145L147 143V141H146V144L144 145V146H142V145H140ZM64 147H65V144H64ZM180 149L182 148V147H179ZM183 149V148H182ZM11 150H12V152H13V148H11ZM103 150V149H102ZM107 150V151H108ZM3 151V150H2ZM56 151L58 152L56 155H53V157L50 155L49 157H48V161L47 162H45V164L47 165L48 163H49V161L51 160V164H50V166H48V168L50 167H53V165H56V167H55V169H51V173H52V176H51V179H54L55 178V176H56V174H57V176H56V178H58V176H59V173L61 172V169H60V167H59V164H58V158H59V156H61V154L62 153H65L67 150H66V148H63L62 149V151L61 150H57L56 149ZM55 151V152H56ZM54 152V153H55ZM61 152V153H60ZM3 154H4V151L2 152ZM53 154V153H52ZM175 155V153H170V154H168V155H160L159 154V158H160V161L161 160H163L164 161V159H166V162L164 161L163 163H158V164H156L155 166H152L151 165V163H150V165L149 166H144V164L142 163V160H141V164H142V167H143V176H145L146 174H147V176H148V178H149V181L150 182H152L153 183V185H155V181L156 180H158V179H162L163 177H168V178H170V175L172 174V172H168V168H167V164H168V162H169V160L170 159H172L173 158V156ZM28 156H33L32 154H28ZM167 156V157H166ZM52 157V159H50ZM55 159V160H54ZM61 166H62V168H66V165H63V164H61ZM57 167H59L58 169H57ZM151 167H154V169H152ZM48 168H44L45 169V171L46 170H48ZM157 169V170H156ZM7 170L8 171H10V166H8V168H7ZM20 171V173H24V175H21V174H19V173H17V178H15V184L14 185H12L11 187H13L14 186V188L12 189L13 191H15L16 190V188H18V187H20L19 186V184H20V181H27V180H29L30 178H32V176H33V178L37 175L36 173H34V172H32V171H29L28 170V168L26 169L25 167H22L21 165H19V166H17V171ZM7 171V172H8ZM153 171L155 172V171H157V174H155V173H153ZM14 172V169H12L11 170V173H13ZM191 173V172H190ZM192 174V173H191ZM86 176V175H85ZM7 177H9L7 180L8 181H10V175L9 176H7ZM6 177V178H7ZM88 177H90V176H86V178H88ZM192 176H189V178H191ZM124 181V182H123ZM125 181H126V183H125ZM167 181H169V180H167ZM91 184V183H90ZM89 183H83V185H84V187L86 188V189H88V187L89 188H91V185H90ZM49 185V183H47V184H45L43 187H42V189L40 190V191H37L36 192V195H34V196H32L31 197V200L27 203V204H25L24 206H22V208H21V214H20V216H18V218H17V223H15V224H13L14 226V231L15 232H13V237H15V235H16V233H17V231H26L27 233L28 232H30L33 236H35L37 233H38V230H39V233H40V227H39V224H41L42 223V216H41V218H40V220L38 221V218H37V213H36V210H39L40 211V213H42V211H41V207L40 206H38V203H39V199H40V197H42L43 196V190L44 189H46L47 188V186ZM132 185V186H131ZM1 186L5 189V188H7L6 187V185H4V184H1ZM145 186L146 187H150L151 188V190H153V193H157L156 195V197H154L153 196V199L151 200V202L152 201H154V202H156V203H154V207L156 206V205H159L160 206V204L159 203H161L162 201H167L166 202V205H164V206H160V211H161V213L162 214H164V215H166V214H169L170 213V215H174L175 213L173 212H171V210H175L176 211V213L177 212H179L178 210V208H173V207H171L170 205H169V202L168 201H170L169 199H171L172 197H173V195H171L172 197L171 198H164L163 196H160V193L159 192H157L156 190H154V188L152 187V186H147V184H144V188H145ZM45 187V188H44ZM149 188V189H150ZM88 190H90V189H88ZM100 190V189H99ZM204 191H207V189L206 190H204ZM101 193V192H100ZM151 195H152V192L150 193ZM198 194V193H197ZM196 194V196L195 197H199V194L197 195ZM10 195V197H11V195H12V193H10V194H8V196ZM141 196H143V195H141ZM174 196H175V194H174ZM187 200L189 199V198H186ZM144 200H146V198L144 199ZM211 200H213L212 198H211ZM210 201V200H209ZM146 202H147V200H146ZM175 202L177 203V204H179V203H185V202H189V201H184V202H182L180 199H178V200H175ZM192 203H196V202H193L192 201ZM151 204V203H150ZM197 204V203H196ZM199 204V203H198ZM205 204H207V205H209L210 206V204L209 203H204V205ZM0 205H1V203H0ZM129 203H128V200L127 201H125V202H123L121 205H119V207H122V206H124L123 208H125L126 207V210H123L122 211V214H128V215H131L132 214V209L131 208H129ZM1 207V206H0ZM83 206L80 204V206L77 208V209H75V211H73L72 212V214H75L77 211H78V209L79 208H81V209H83L82 208ZM175 207H177V205L175 204ZM143 208H145V207H143ZM146 208H147V206H146ZM163 208H165L164 210H163ZM166 208H170L169 210H166ZM25 209H28V210H25ZM1 210H3V208H0V211ZM149 211V210H148ZM152 212V211H151ZM155 212V211H154ZM71 214V215H72ZM48 216H49V218L50 219H52L53 218V220L54 221H57V219L54 217V214H53V212H52V208H50V212L48 213ZM150 216V215H149ZM91 217V218H90ZM152 217H153V214H152ZM152 217L150 216V219H146V221H144L143 223H141L142 225H143V230H142V233H144V229H150V230H154V227H153V221H152ZM25 219H26V221H27V219H30V221L28 222V223H30V224H33L34 226H28V227H23V226H21L20 225V223L21 224H24V222H25ZM88 219L89 220H91L92 219V216L89 214V216H88ZM156 220L157 221H159V222H162V220L160 221L158 218H156ZM11 222H12V220H11ZM20 222V223H19ZM85 222H87V221H85ZM147 222V223H146ZM163 223V222H162ZM150 224H152V227H150ZM159 224H161V223H159ZM164 225H165V227L167 226V224H165V223H163ZM135 225V227H136V224H134ZM11 226H12V223L8 226V228H11ZM128 227L129 228H132L133 229V227H132V224H131V221L128 223ZM134 227V228H135ZM16 228H18V229H16ZM24 229V230H23ZM163 232L165 231V228H163V230H162ZM39 235V234H38ZM164 238H166V239H168L169 237L167 236V234H165L164 235ZM27 240V239H26ZM187 240L188 239H186V242H187ZM28 241V240H27ZM22 243H24V242H22ZM22 245L23 244H20L19 245V248H21L22 247ZM141 245H142V247H145V245H146V242H145V240L144 239H141ZM183 248L184 249H182V251H181V253H184L183 251L184 250H186L187 248H188V246H186L185 244H183ZM186 252V251H185ZM33 253H34V250H30L29 251V253L27 254L28 255V259L26 260V259H24L25 260V262H28V260L30 261V262H33ZM47 255V252L45 253V252H35L34 253V257H35V259H40L41 261H43L42 260V257L43 256H46ZM67 258V255H65L64 254V263L63 264H65V262H66V258ZM88 259V262H89V264H98L97 263V261L96 260H93L92 258H87ZM118 262H119V260H117ZM115 263V262H114ZM37 264V263H36ZM42 264H44V262L42 263Z\"/></svg>", "mask_w": 264, "mask_h": 264}, {"label": "trees", "instance_id": "16d2710c", "mask_svg": "<svg viewBox=\"0 0 264 264\" xmlns=\"http://www.w3.org/2000/svg\"><path fill=\"white\" fill-rule=\"evenodd\" d=\"M142 17V16H141ZM143 18V17H142ZM142 28H139L136 26V31H133V37L132 40L130 39L132 45H133V49H135L132 53V56L134 58L133 62L131 64H134L136 61H138V56H139V51L142 49V44L144 45V41H143V32H144V27L141 23ZM169 33V30H168ZM148 39V38H147ZM129 44V43H128ZM250 52V46H247L245 44V42L237 40L235 41L232 46L229 48V52H228V57L227 60L230 62H235L237 64H240L243 68L246 69L247 74H250V84L252 87V100H254V102L257 103H261L264 104V92L260 89H258L257 85H256V80L255 78H253L254 75V68L252 67L251 64V54ZM131 56V55H130ZM250 61L251 64L248 62ZM127 62V61H126ZM127 74L131 75L132 77V83L126 79V77H124L123 73H119L118 75L124 79L128 81V87L125 89L122 85H118L120 87L121 92L120 96L122 97L123 95H131L132 89H133V85H136V79L134 78V72L132 73L131 71H127L126 69L124 70ZM130 85L131 88H130ZM261 87V86H260ZM128 93H126V92ZM124 92V93H122ZM113 101H115V98L113 97L112 99ZM129 102V101H126ZM116 106V105H115ZM126 111L129 109V107H125ZM118 112H120V109H117ZM118 112L113 111L112 109L109 111H106V115L103 116L100 120L103 128L104 125L108 126L106 128V130H108V132L111 130L112 131V127L114 128V126H112V123L114 122L116 124V134L117 136L120 135L121 133L125 132V139H129L128 136V130L130 129V131H135L136 126L138 124V119L137 118H131L132 114H130V117L128 119V121L126 123H122L121 121V116L119 115ZM117 113V114H116ZM68 114L69 113L68 111ZM105 117V118H104ZM113 123V125H114ZM101 124L99 123H95L92 124L89 127H83L82 125H80V123L77 121L76 118H74V123H73V132L74 135L71 139V141L76 145L79 144V140L81 139V137L83 135H85L86 132L84 131H89L88 129H92V133H94L96 136L100 135V133L97 132H93L95 129H97V127H99ZM112 126V127H111ZM102 131V130H100ZM136 132V131H135ZM134 132V133H135ZM133 134V133H132ZM67 135L69 136L70 133L68 132ZM112 135V134H110ZM114 135V134H113ZM131 138V145L130 148L131 150L135 151L136 154L138 155V157H136V162H134L131 158L127 161V164L125 165L128 169V171L130 173H133V175H143V167L141 164V156H142V149L141 146L139 145V143L136 140L135 141V137L134 135H129ZM114 138V137H113ZM124 138V137H123ZM134 139V140H132ZM114 142L115 138H114ZM75 148L73 149V152L75 151ZM72 157L70 159L71 166L69 168V170L72 169L71 173H69L68 171L66 172H62L58 178H56V180L54 181H49V185L47 186L46 189H44L42 192L44 193L42 197H40L39 199V203L38 206H40L41 208L44 207H48V209L52 208V212L54 214V217L57 219V227L54 229V232L51 236V239L49 240V242L47 243V255L42 257V260L44 262V264H63L64 263V254L66 255V252L68 250V248L71 246L73 240H76L77 235H78V228H76L75 226L72 225V220H71V214L73 211H75V209H77L80 206L81 200L75 202L73 200V196L75 195H80V197L82 198V200L84 199L85 202H87L90 198L89 196H93L94 194L91 191H88L84 186L83 183L86 180V176H90V171L87 169H79L76 163V156L74 155V153H71ZM12 169V167L10 168ZM87 174V175H86ZM86 175V176H85ZM68 177H72L73 179H68ZM88 182V181H87ZM2 189H4L1 186ZM147 189H149L150 187H146ZM84 190L87 192L85 193ZM89 195V196H88ZM206 196V195H205ZM207 199V198H205ZM215 200L214 203L211 202V204H217V200L215 199V197L213 196V198ZM217 199L220 200L219 197H217ZM167 201H162L160 204V206H164L166 205ZM194 202V201H193ZM231 206H233V204H230ZM248 205H264V200L258 203H249L246 204L245 206ZM240 206H237L235 209H239ZM109 217L105 216V220L109 221ZM153 227L154 230H163V228L165 227V225L161 222V224H157L155 221L153 222ZM71 241V244H69L67 246V244L69 243V241ZM186 250H184L183 252L185 253ZM184 253H182L179 256H176L174 259L176 260L177 258L181 257Z\"/></svg>", "mask_w": 264, "mask_h": 264}, {"label": "water", "instance_id": "95a60500", "mask_svg": "<svg viewBox=\"0 0 264 264\" xmlns=\"http://www.w3.org/2000/svg\"><path fill=\"white\" fill-rule=\"evenodd\" d=\"M169 205L179 212L159 218L185 233L189 245L170 264H264V206L232 210L174 200Z\"/></svg>", "mask_w": 264, "mask_h": 264}]
</instances>
